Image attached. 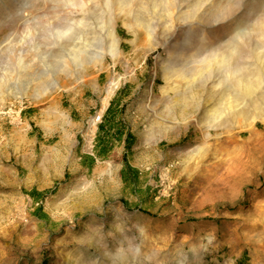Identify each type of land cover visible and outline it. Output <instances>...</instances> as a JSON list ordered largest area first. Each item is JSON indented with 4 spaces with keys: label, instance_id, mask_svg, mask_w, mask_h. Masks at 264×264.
Returning <instances> with one entry per match:
<instances>
[{
    "label": "rangeland",
    "instance_id": "obj_1",
    "mask_svg": "<svg viewBox=\"0 0 264 264\" xmlns=\"http://www.w3.org/2000/svg\"><path fill=\"white\" fill-rule=\"evenodd\" d=\"M56 1L0 0V264H264V113L235 117L246 87L264 97V1L192 0L189 18L142 0L156 30L119 22L118 58L105 35L90 36L95 55L54 46L77 0ZM83 1L107 34L106 0ZM214 5L232 17L209 26ZM194 24L196 39L177 41ZM172 43L189 62L216 53L213 66L178 78ZM240 51L247 71L227 77Z\"/></svg>",
    "mask_w": 264,
    "mask_h": 264
},
{
    "label": "bare ground",
    "instance_id": "obj_2",
    "mask_svg": "<svg viewBox=\"0 0 264 264\" xmlns=\"http://www.w3.org/2000/svg\"><path fill=\"white\" fill-rule=\"evenodd\" d=\"M58 1V0H57ZM56 1V2H57ZM70 1V3H71V1H73V0H69ZM88 1V0H87ZM96 1H98V0H96ZM155 2H156V4H155V7H157L158 9H160V12L161 13H164L165 15H169L168 17H171L172 15H173V13H174V10L176 9L177 11H178V13L180 14V15H182V17H188L189 16V18H191L190 17V15L191 14H193V12L195 11V9L196 8H198L199 7V5H198V2H193L192 0H154ZM153 1V2H154ZM200 1V0H199ZM207 1V0H206ZM231 1V0H230ZM244 0H242L241 2H243ZM246 1V0H245ZM264 1V0H263ZM55 2V1H54ZM59 2V1H58ZM91 2V1H90ZM101 2V1H100ZM105 2V6H106V9L108 10H106L108 13H109V19H107L108 21L106 22V24H107V26H108V29H107V34L105 33L104 34V31L102 30H98V29H92L91 28V25H90V21H91V18H90V16L87 14V11H86V2L85 1H83V0H77L75 3H73L74 5V7L72 8V5H71V7L70 8H72L73 10H72V12L70 13H68L67 12V15H68V17H69V21L71 22V25L69 26V28H67L66 30L64 29V30H59V29H57L56 31H58L57 32V35H53L52 37H50V38H52V39H50V40H52V44L54 45V46H57V45H59L58 47H60V44H62L61 42H68V43H70V41L71 40H73V39H75L77 42H75L74 41V43H77L78 45H80L81 47V49H82V51H81V54H83V53H88V52H90L91 54H89V55H95L94 53L96 52L94 49V53H93V51H92V45H90V38L92 37V38H94V39H97V40H99V39H101L102 38V36L103 35H105V39L107 38H111V40L109 41V45H108V51H109V53L113 56V58H118V57H120L121 56V54H122V51L120 50V48H119V38H118V36H117V34H116V31H115V25H117L119 22H121V21H123L124 23H128L129 21H131V18L132 19H134V21L136 22V24H137V27H139V28H141V29H143L144 31H145V33L150 37L154 32H155V30H156V27L154 26V23H151L147 18H149L148 16V14H154V11H153V8H150V7H146V3H144L142 0H106V1H104ZM203 2V1H202ZM220 2V1H219ZM262 2V1H261ZM64 4V3H63ZM264 4V3H263ZM61 5V4H60ZM205 5H206V3H205ZM212 5V4H211ZM154 6V5H153ZM215 6V5H214ZM90 7V6H89ZM104 7V6H103ZM203 7V6H202ZM211 7V6H210ZM232 6L231 5H229V6H215V7H213V10H212V12H211V14L209 15V20H207L208 22H207V24L210 26L211 24H212V21H217V20H220L221 18L224 20V18L223 17H228V16H230V15H232V8H231ZM236 7V6H235ZM256 7V6H255ZM262 7H264V6H262ZM240 7L238 6V9H239ZM92 9V8H91ZM207 9H210V8H207ZM235 9H237V8H235ZM256 9V8H255ZM90 10V9H89ZM93 10V9H92ZM258 10V9H257ZM256 10V11H257ZM145 11H147V12H145ZM201 11V10H200ZM204 11V10H203ZM209 11H211V10H209ZM160 12L158 13L159 15H160ZM238 12V11H237ZM260 12V11H259ZM263 12V11H262ZM89 13H91V12H89ZM96 14V13H95ZM155 14H157V13H155ZM154 14V15H155ZM196 14H198V13H196ZM209 13L208 12H206V15H208ZM107 15V14H106ZM260 15V14H259ZM92 16V15H91ZM156 16V15H155ZM155 16H154V18H155ZM179 16V15H178ZM106 17V16H105ZM123 17V18H122ZM150 17H153V16H150ZM159 17V16H158ZM167 17V16H166ZM179 17H181V16H179ZM230 17H232V16H230ZM95 18H97L98 19V17H95ZM94 18V19H95ZM159 18H162V17H159ZM175 18V17H174ZM259 18V17H258ZM261 18V17H260ZM259 18V19H260ZM151 19V18H150ZM170 18H168L167 20H169ZM181 19V18H180ZM98 21V20H97ZM155 21V20H154ZM170 21V20H169ZM99 22H101L100 20H99ZM160 22V21H159ZM180 22V21H179ZM158 23V22H157ZM156 23V24H157ZM186 23H188V22H186ZM224 23V22H223ZM255 23V21L253 22V24ZM126 24H125V26H126ZM131 24V23H130ZM129 24V25H130ZM160 24H162V22H160ZM168 24V23H167ZM251 24V23H250ZM174 25V24H173ZM176 25V24H175ZM179 25V24H178ZM199 25V24H198ZM225 25V24H224ZM104 26V25H103ZM172 26V25H171ZM193 26H195V24L194 25H191L190 27H189V30H187L186 32H185V34H183V35H178L176 38H179L180 36L181 37H185L184 39L185 40H189V42L192 40L190 37H191V35H192V33H193V31H196L195 29L197 28V27H193ZM207 26V25H206ZM219 26V25H218ZM30 27V26H29ZM158 27H159V25H158ZM173 27H175V26H173ZM187 27V26H186ZM256 27V30H258V32H260V34L259 35H262V36H264V19H263V21H262V23L260 24V22H259V24L258 25H256L255 26ZM254 27V28H255ZM31 28V27H30ZM30 28H28V29H30ZM127 28H128V26H127ZM130 28V29H129ZM128 29L130 30V32H132V33H134V35H136V37L137 36H139V33H137V30H136V26L135 25H133V24H131L130 25V27H129ZM167 28H168V26H167ZM170 28H172V27H170ZM199 28V27H198ZM212 28V27H211ZM224 28V27H223ZM141 29H139V30H141ZM175 29V28H174ZM177 29V28H176ZM179 29V28H178ZM210 29V28H209ZM134 30V31H133ZM183 30V29H182ZM204 30H205V28H204ZM128 31V30H127ZM174 31V30H173ZM203 31V30H202ZM55 32V31H54ZM142 32V31H141ZM159 32V31H158ZM171 31L169 30V33H170ZM200 32V31H199ZM56 33V32H55ZM173 33V32H172ZM175 33V32H174ZM173 33V34H174ZM178 33V32H177ZM201 33V32H200ZM199 33V34H200ZM209 33V32H208ZM143 34V33H142ZM165 34H167L166 32H165ZM203 34H204V31H203ZM78 35H81L82 36V38H79L78 37ZM92 35V36H91ZM131 35V34H130ZM172 35V34H171ZM205 35V34H204ZM250 35V34H249ZM253 35V34H252ZM91 36V37H90ZM168 36V35H167ZM193 36V35H192ZM245 36V35H244ZM120 37V36H119ZM135 37V38H136ZM181 37L179 38V39H177V41L178 40H180L181 39ZM194 37V36H193ZM202 37V36H201ZM200 37V38H201ZM260 37V36H259ZM91 38V39H92ZM165 38V37H164ZM195 38V37H194ZM244 38H246L247 39V37H244ZM262 38V37H261ZM103 39V38H102ZM149 39V38H148ZM174 39V38H173ZM196 39V38H195ZM254 39V38H253ZM259 39V38H258ZM199 40V39H198ZM208 40V39H207ZM242 41H243V38L241 39ZM262 40V39H261ZM92 41V40H91ZM101 41V40H100ZM136 41V40H135ZM201 41V40H200ZM249 41H251V40H249ZM253 41V40H252ZM36 42V41H35ZM97 42V41H96ZM150 42H151V39H150ZM160 42V41H159ZM175 42V41H174ZM194 42V41H193ZM199 42V41H198ZM208 42V41H207ZM245 42V41H244ZM254 42V41H253ZM46 43H47V41H46ZM239 43H242L241 41L239 42ZM250 43V42H249ZM33 44V43H32ZM51 44V45H52ZM71 44V43H70ZM99 44V43H98ZM190 44V43H189ZM252 45H253V43H251ZM37 45V44H36ZM75 45V44H74ZM77 45V46H78ZM158 45V44H157ZM162 45V44H161ZM173 45V46H172ZM222 45V44H221ZM241 45H243V44H241ZM255 45V44H254ZM155 46V45H154ZM154 46H152V47H154ZM178 46V45H177ZM176 45H174L173 43L171 44V46H170V44H163V47H166V48H169V49H173V50H175V57H176V59L177 60H175L174 62H172L171 63V65H170V67H169V71L171 72V73H174V75L175 76H177L178 78H183V79H186V81H187V79H191V78H193V77H195L196 75H198L199 73H201L202 71H203V69H204V63H207L209 60L210 61H212L213 63H211V65L212 64H214V60L213 59H215L216 58V53H213V52H211L210 54L211 55H209V56H203L204 58H202L201 60H199L198 62L195 60V62H189L188 61V59H190V58H199V56H196V55H191V57L190 58H188V56L189 55H187L186 53H185V46L184 47H182V46H180L179 45V47H177ZM190 46H191V44H190ZM203 46V44H202V42L199 44V47H202ZM258 46L260 47V48H263L264 49V44H262V43H259L258 44ZM258 46H254L255 48H254V50L256 49L257 50V48H259ZM52 47V46H51ZM151 47V48H152ZM158 47V46H157ZM162 47V46H161ZM188 47H189V45H188ZM223 47V46H222ZM225 47V46H224ZM239 47V46H238ZM241 47V46H240ZM244 47H245V45H244ZM244 47H243V49H244ZM252 47V46H251ZM156 48V47H155ZM193 47H191L190 49H192ZM57 49V48H56ZM189 49V50H190ZM198 49H200V48H198ZM249 49L251 50V48L249 47ZM38 50V49H37ZM36 50V51H37ZM78 50H80V49H78ZM228 50V49H227ZM39 51V50H38ZM59 51H62V49L61 50H58V52ZM209 51V50H208ZM211 51V50H210ZM226 51V50H225ZM244 51H247V50H244ZM244 51H240V55L237 57L236 55V59H234L233 61L230 59V61L227 63V77H228V75L230 74V75H233L234 76V78H235V75L236 76H240V78L241 77H243L245 74H244V70H246L245 69V66L246 65H244V63L246 62H244V58L247 56L248 57V55H247V53H245ZM194 52H196V50L194 51ZM251 52H253V51H251ZM53 53V52H52ZM224 53V52H223ZM61 54V53H60ZM190 54V53H189ZM201 54V53H200ZM53 55H54V53H53ZM208 55V54H207ZM222 57H223V54L221 53L220 54ZM87 56V55H86ZM170 56V55H169ZM221 56H219V57H221ZM54 57H56V56H54ZM76 57H78V56H76ZM89 57V56H88ZM91 57V56H90ZM246 57V58H247ZM46 58V57H45ZM58 58V57H57ZM252 57H250V59H251ZM23 59V58H22ZM78 59H80V58H78ZM94 61H95V59H97V58H95L94 59V57L92 58ZM99 59V58H98ZM100 59H101V57H100ZM223 59H224V57H223ZM228 59V58H227ZM233 59V58H232ZM45 60V59H44ZM83 60H85V59H83ZM82 60V61H83ZM89 61H91V60H89ZM96 61H98V60H96ZM250 61V60H249ZM21 63H20V68H21V72H19V75L21 76V75H24V73L22 72L23 70H25V68H27V67H25V65H24V63L23 62H25V61H20ZM31 62V61H30ZM75 62V61H74ZM84 62V61H83ZM88 62V61H87ZM183 62V63H182ZM244 62V63H243ZM191 63H195V64H197V63H199V67H194V68H190V65H191ZM92 64V63H91ZM246 64V63H245ZM29 65H31V64H29ZM77 65V64H76ZM248 65V64H247ZM11 66V65H10ZM17 66H19V65H17ZM209 66V65H208ZM213 66V65H212ZM78 67H80V66H78ZM210 67V66H209ZM214 67H215V65H214ZM221 67V66H220ZM19 68V67H18ZM207 68V67H206ZM213 68V67H212ZM219 68V67H218ZM28 69V68H27ZM167 69V68H166ZM208 69V68H207ZM220 69V68H219ZM213 70H215V69H213ZM222 70V69H221ZM259 70H262V69H259ZM9 71V70H8ZM209 71V70H208ZM247 71V70H246ZM245 71V72H246ZM12 72V71H11ZM212 72V71H211ZM217 72V71H216ZM260 72V71H259ZM13 73H15V72H13ZM34 73V72H33ZM203 73V72H202ZM205 73V72H204ZM218 73V72H217ZM247 73V72H246ZM10 74V73H9ZM27 74V73H26ZM157 74V73H156ZM213 74V73H212ZM224 74V73H223ZM29 75V74H28ZM33 75H35V74H33ZM259 75V74H258ZM261 76H262V74H260ZM259 75V76H260ZM30 77H31V74L29 75ZM216 76V75H215ZM220 76V75H219ZM6 77V76H5ZM16 77H18V76H16L15 75V78ZM27 77V76H26ZM44 77V76H43ZM158 77V76H157ZM211 77L212 78H214L213 77V75H211L210 73L209 74H207V75H205V80H208V79H211ZM230 77V76H229ZM172 78V77H171ZM225 78V77H224ZM237 78V77H236ZM30 79V78H29ZM33 79V78H32ZM204 79V78H203ZM243 79V78H242ZM7 80V79H6ZM11 80V79H10ZM222 80V79H221ZM228 80H229V78H228ZM228 80H226V81H228ZM244 80V79H243ZM8 81V80H7ZM26 81V80H25ZM34 81V80H33ZM197 82H199V80L197 79L196 80ZM200 81H202V80H200ZM204 81V80H203ZM242 81V80H241ZM260 81V80H259ZM1 82V81H0ZM3 82H5V81H3ZM167 82V81H166ZM188 82V81H187ZM204 82H206V81H204ZM3 84V83H2ZM170 84V83H169ZM184 84V83H183ZM200 85V84H199ZM205 85V84H204ZM245 85V84H244ZM249 84H247V86H248ZM114 86H116V85H114ZM203 86V85H202ZM246 86V85H245ZM244 88V87H243ZM260 88V87H259ZM185 89V88H184ZM187 89V88H186ZM244 91V93H242L241 94V98L242 99H244V100H246V98L247 99H249L250 98V101H251V103H250V105L248 104V106H245L244 108L243 107H241V108H243L242 110L240 109L239 110V112L240 113H238V114H236L235 115V117H239L240 119L239 120H242V118L243 119H250L251 117L254 119V118H258V116H259V114L260 115H262L263 113H264V97L262 98V95H255V94H257L256 92H255V90H254V86H252V85H249L248 87H246V89H244L243 90ZM241 92V91H240ZM113 92H111V94H112ZM176 93H181V92H176ZM179 95V94H178ZM180 95H182V94H180ZM259 97H261V99L259 98ZM236 98H238V97H236ZM188 100V99H187ZM248 101V100H247ZM249 103V102H248ZM247 105V104H246ZM237 107V106H236ZM200 109V108H199ZM238 109V108H237ZM196 110V109H195ZM194 112V111H193ZM236 113V110H235V112H234V114ZM186 116V115H185ZM250 117V118H249ZM260 118V117H259ZM262 119V118H261ZM234 120V119H233ZM243 121V120H242ZM249 121V120H248ZM228 123V122H227ZM245 123V122H244ZM244 123H240V124H244ZM229 124V123H228ZM224 126V125H223ZM229 126V125H228ZM174 127V126H173ZM226 127V126H225ZM228 128H230V127H228ZM170 129V128H169ZM173 129V128H172ZM163 130V129H162ZM176 130V129H175ZM168 132H170L169 130H167ZM167 133V132H166ZM251 133V132H250ZM161 134V133H160ZM168 134V133H167ZM163 135V134H162ZM252 136H254L255 137V139H254V141L253 142H247V146H246V143H243L244 144V146L243 147H245L246 146V151L248 150V152L250 153L252 150L254 151V149L256 148L255 147V141H257L258 139H256L257 138V134L255 133V134H253ZM257 142H260V141H257ZM258 144V143H257ZM264 145V144H263ZM262 146V145H261ZM263 148V147H262ZM261 148V149H262ZM256 149H258V148H256ZM236 151V150H235ZM240 151V150H239ZM243 151H245V150H243ZM255 151H258V150H255ZM259 152V151H258ZM247 153V152H246ZM252 153H254V152H252ZM248 154V153H247ZM257 154V153H256ZM246 155V154H245ZM249 155V154H248ZM261 155V154H260ZM264 155V154H263ZM240 156V155H239ZM250 157V156H249ZM257 157V156H256ZM254 158V157H253ZM251 160H254V159H250V161H248V159H247V161L248 162H252ZM241 161H243V160H240V162ZM255 162H257V161H255ZM242 163V162H241ZM246 163V162H245ZM252 164V163H251ZM245 165V164H244ZM250 165V164H249ZM239 166V165H238ZM251 169V168H250Z\"/></svg>",
    "mask_w": 264,
    "mask_h": 264
}]
</instances>
